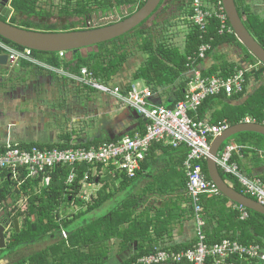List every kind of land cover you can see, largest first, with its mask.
<instances>
[{
    "label": "trees",
    "instance_id": "obj_1",
    "mask_svg": "<svg viewBox=\"0 0 264 264\" xmlns=\"http://www.w3.org/2000/svg\"><path fill=\"white\" fill-rule=\"evenodd\" d=\"M58 1L59 15L66 17H76L80 20L79 24L81 28H76L77 24H68L62 30H58L55 25L46 23H33L30 22V18H39L48 20L52 17L51 11L42 9L38 2L42 0H11L9 3V9L12 10L14 15H21L27 18L24 21H17L15 16L10 18L9 24L22 28L25 30H33L43 33H54V32H68V31H79L85 29H92L87 26L91 21V14L97 12V9L102 8L105 14L112 13L119 10L120 8H130L129 13L123 15L119 21H122L130 17L133 13L143 7L146 0H51ZM162 0L156 12L163 5ZM218 0H210V2H217ZM239 15L243 21L244 26L254 40L264 49V20L253 16L248 10L247 3L250 0H234ZM191 3V2H190ZM167 7L162 10L165 11ZM181 6L179 7V10ZM185 13L186 21L189 25L184 30V45L182 49L178 47H168L158 40H154L153 35L149 33V30L144 29L145 23L149 18L140 24L138 27L133 29L131 32L124 36L114 39L112 41L99 44L93 48H96L95 52L89 53L85 58H82L80 53L74 54V67L73 73L79 74L81 68H87L92 76L99 82L108 84L123 68L126 61L131 57L130 47L131 40H135L134 45L146 55V59L141 63L140 67L132 75L133 82L140 81L145 86L155 92L157 89L165 87H174L176 89L174 93V99L168 107H173L174 104L184 98L185 92V81L183 80L184 74L193 67L198 66L202 59L198 58V51L202 44H209L210 50L207 51L205 57H207L215 48L228 44L235 46L246 53L248 56V63L250 66L257 64L259 61L256 60L249 52L243 47L238 41L234 33L232 34H218L220 28L217 20L212 19L207 23L206 32L202 33L197 27H195L188 17L191 16L190 4ZM183 10V8H182ZM151 16V17H152ZM7 22L5 19H1ZM78 24V25H79ZM229 24V22H228ZM110 25V24H109ZM140 39V40H139ZM0 41L6 43L16 49L23 50V48L10 43L9 41L0 37ZM1 53V51H0ZM33 55L42 61L46 62L48 66L58 69L61 67L63 61L59 59L58 53H38L33 52ZM64 64V63H63ZM71 62H66V70H71ZM20 66L22 68H30L31 64L22 61ZM73 67V68H74ZM241 69L242 67H235ZM234 68L226 66H214L208 69L206 72H202V77L207 78L211 76H222L227 77L233 73ZM249 75L254 76L256 80H261L262 84L260 87L250 95L247 100L240 107L231 108L224 105L222 111L216 113V117L211 123L218 124L226 122L229 127L239 124L247 116L252 118L255 123L264 125V66H261L258 70H251L244 74V88ZM130 85L124 89L126 92L131 87ZM94 91L90 88H85ZM245 93L243 89L242 93L236 94L231 99L241 98L242 94ZM225 94H220L216 97L206 99L201 106L197 109L196 113H191L190 116L197 119H205L203 114L207 110L208 103L213 98H225ZM229 109V110H227ZM145 132V123L140 120L137 129L130 134L143 135ZM63 142L60 144L40 145V144H29L19 145L20 148H27L30 146H37L41 149L47 148H58V149H69L90 146H99L103 141L95 140L85 144L73 145L70 143L69 136L62 137ZM119 137L114 138L117 140ZM235 141L237 145L248 147L254 151L264 153V137L254 133H242L232 137L230 140ZM229 140V141H230ZM228 142V141H227ZM229 143V142H228ZM228 143H225V147ZM3 150L0 146V152ZM162 150L163 155L161 159L165 162L166 157H170L171 167L174 174L181 175V188L185 190L186 178L183 170V162L186 158L188 150L185 146H180L176 149L171 146L160 144H152L146 158L141 163V169L136 172L135 176L128 178L123 174H116L114 178H122L120 190H124L129 185L139 179V177L148 171V168L158 160L156 157V151ZM243 155L247 151H241ZM176 159V160H175ZM175 160V161H174ZM236 157H232V161H235ZM101 167H98L100 170ZM183 170V171H182ZM202 171L207 179H209L206 163L202 165ZM85 172H88V182L90 184H96L98 176H91V172L88 171L87 166H82L78 170V176L76 181L71 187L65 185L66 178L69 174V168L55 167L51 173V182L48 187H42L39 192H35V188L38 186V180H27L19 188H16V183L5 180L7 174L2 175L0 180V205L3 203L13 202L19 200L22 197H28V205L25 213H21L23 216L22 225L20 231L16 237V241L10 245V249L33 243L44 237L54 238L60 237V241L50 245L39 253L29 256L27 259L22 260L15 264H104L108 256V242L112 239H120L124 246L130 244V242L139 241L146 239L148 228L141 225L142 220H139L134 216V209L137 205L143 204L142 198L148 192V185L139 195L130 196L121 211L115 210L110 212L108 215H104L99 218L84 220L89 214L97 210L102 204L111 199L113 196L112 192L107 193V186L103 185L97 192L96 198L92 203H88L84 212H79L76 215H66V206L71 203L77 205H84V202L78 199V194L81 191L80 181L84 178ZM183 173V175L181 174ZM222 179L237 192L243 193L242 188L237 183L233 176L224 174L219 170ZM186 194V193H185ZM214 197V196H213ZM221 199L220 205L232 204L227 198L221 194L214 198H209V202L213 200ZM188 199V198H187ZM207 196L201 197V206L207 205ZM206 201V202H205ZM126 205V206H125ZM12 205H9V207ZM191 208V206H190ZM64 209V210H63ZM13 212V211H12ZM206 214V209L202 210ZM191 213L193 211L191 208ZM231 218L235 220L236 227L241 230L240 237L234 235L214 237L211 233L206 235L207 244L209 246L219 243L224 238L236 239L240 243L249 244H263L264 243V216L258 213H254L248 210L249 218L245 221L239 220V213L237 211H231ZM11 214V213H10ZM142 215L144 214L141 213ZM33 218V221H31ZM61 231H65L67 237L62 239L60 236ZM206 231V229H205ZM14 233H16L14 231ZM207 233V231L205 232ZM191 245L177 246L173 250L181 251L187 250ZM168 249L165 247H160ZM156 248H152L151 251L143 250L136 255L130 257L125 264H137L138 259L148 256L154 252ZM240 264H248V261H239ZM251 263H256L255 261ZM187 264V263H182ZM205 264H211V259H208Z\"/></svg>",
    "mask_w": 264,
    "mask_h": 264
},
{
    "label": "built area",
    "instance_id": "obj_2",
    "mask_svg": "<svg viewBox=\"0 0 264 264\" xmlns=\"http://www.w3.org/2000/svg\"><path fill=\"white\" fill-rule=\"evenodd\" d=\"M145 1V0H144ZM190 22L205 33L209 20L215 19L219 23L218 34H232L233 29L220 0H190ZM209 44H202L198 51V58L204 59ZM0 51L8 57L11 66L19 62L41 65L34 58L33 51L19 50L0 41ZM37 62V63H34ZM264 66L260 62L248 67V70H258ZM194 71L192 68L189 72ZM246 69L235 70L227 77L211 76L203 78L199 72L189 77L183 100L166 107L152 103L153 91L147 86L140 88L132 85L126 92L119 86L99 83L87 68H81L77 75H66L68 80L78 86L93 89L96 92L112 97L121 106L133 109L145 123L143 135L124 134L117 140L103 141L99 146L89 148L69 149H41L37 146L20 148L19 145L5 144L0 152V180L7 174L5 180L16 183L19 188L27 180H38L35 192L42 187H48L51 173L55 167H68L69 174L65 185L71 187L76 181L78 170L87 166L91 176H99L102 168L115 176L123 174L128 178L135 176L141 169V163L146 158L152 144H164L176 149L185 146L188 150L183 162L186 184L185 193L193 211L195 223V242L187 250L156 248L148 256L138 259L137 264H205L211 259V264H240L239 261H255L264 264V243L245 245L236 239L224 238L219 243L209 246L205 233V221L202 216L201 197L204 195L219 196L216 185L207 179L202 171L203 163L210 158L209 151L212 141L229 128L226 122L212 124L204 119L190 116L196 113L201 104L208 98L225 94L230 97L243 92L244 74ZM65 76V75H64ZM245 123H255L253 119H245ZM85 144L76 143L73 145ZM243 146L227 144L222 146L215 158L218 170L233 176L243 190V195L264 206V178H250L244 176L236 162L232 161L234 154H240ZM98 167H101L98 170ZM89 174L85 172L80 181L81 191L88 182ZM80 191V192H81ZM239 213V220L249 218L248 210L240 205L234 207ZM65 236L64 231H61Z\"/></svg>",
    "mask_w": 264,
    "mask_h": 264
},
{
    "label": "crops",
    "instance_id": "obj_3",
    "mask_svg": "<svg viewBox=\"0 0 264 264\" xmlns=\"http://www.w3.org/2000/svg\"><path fill=\"white\" fill-rule=\"evenodd\" d=\"M247 7L253 16L264 20V0H250ZM34 58L44 67H49L51 71H63L65 76L60 80L50 73L38 72L31 79V83H33V87H39L40 97H37L34 88H31V83H28L29 80H27L24 88L25 86L28 88L22 89L24 92L17 89L4 94L0 98V146L5 144L29 145L32 143L40 145L60 144L63 142L62 137L64 136H69L71 144L88 143L95 140L108 141L137 129L142 119L138 117L133 109L121 106L112 97L102 93L97 94L99 92L95 94L96 91L84 87H81V95H76L77 97L70 91L72 85L75 87L76 85L68 80L66 75L70 74L71 71L66 70L64 65L66 62H72L74 55L71 59L67 57V59L59 58L64 64L62 63L58 69L48 66L46 62L35 56ZM224 63L226 66L234 68V70L238 66L246 69L247 73L250 72L248 70L250 65L247 54L235 46L223 44L202 59L198 66L193 67L194 71L189 72L190 69L184 74L185 90L188 79L194 72H199L202 76V72H206L214 66H223ZM20 64L21 62L14 66H17L20 70L24 69ZM3 68V66H0V69ZM141 83L137 81L133 82L132 85H138L140 88L145 87ZM261 84V80H256L254 76L249 75L244 88L245 93L242 94V97L231 99L236 96L233 95L230 97L224 96L225 98L222 99L213 98L203 114L204 120L211 123L216 117V113L222 111L224 105L230 107L231 110L234 107H240ZM111 85L116 86L117 84ZM175 91L174 87L157 89L153 92L152 103L168 107L174 99ZM86 94L93 96L91 100L85 101ZM32 101L35 105L33 111L29 110ZM26 105L29 106L27 109L24 108ZM247 118L252 119L247 116L240 123H245L244 121ZM228 144L237 145L233 139ZM243 151L247 152L244 155L242 152L233 155L236 157L234 162L238 165L241 173L250 178H264V153L254 151L248 147H244ZM162 156H164L163 151L157 150L156 157H158V160L137 181L124 190H120L122 178L115 179L114 176L105 173L107 178L112 179L114 188H117L115 191H109L108 183H102L101 179L103 177L98 176L97 186L106 185L108 187L106 192L113 193L112 198L102 204V206L108 205V209L110 208L109 205L113 206L107 214L103 213V216L115 210L121 211L124 208L123 204L130 196L139 195L148 185V205H145L144 202L133 208L134 216L142 220L141 225L144 229L148 228L147 235H145L148 240H140V244H138L139 241H134L124 246L120 239H112L108 242V256L104 264H113L110 257L118 260L116 264H125L130 257L143 250L151 251L152 248L160 247L174 249L177 246H192L194 244V216L191 213L185 190L181 188V175L174 174V171L169 169L172 165L170 157H166L164 162L161 159ZM183 173L181 172L182 175ZM115 195L119 196H117L119 200L113 201ZM204 196L208 197V202L210 201L209 198H214L209 195ZM220 201L221 199L218 198V200H213L202 206V210L204 207L206 209V214L202 212L207 231L206 235L211 233L216 238L221 236L232 237L234 235L240 237L241 230L236 227V221L232 220L230 213L235 211V205H220ZM115 243L117 244L116 247H114ZM122 257H124V260L120 261ZM248 264L253 263L248 262Z\"/></svg>",
    "mask_w": 264,
    "mask_h": 264
},
{
    "label": "rangeland",
    "instance_id": "obj_4",
    "mask_svg": "<svg viewBox=\"0 0 264 264\" xmlns=\"http://www.w3.org/2000/svg\"><path fill=\"white\" fill-rule=\"evenodd\" d=\"M11 0H9L10 2ZM93 0H89V2H92ZM9 2L8 5L9 6ZM190 4V0H165L163 2V5L161 8L156 12L155 15L152 17H149V20L145 23L144 29L149 30V33L153 35L154 40H158L159 42L163 43L164 45L168 47H178L182 49L184 45V30L189 25V23L186 21L185 13H187V8ZM37 5L42 7V9L46 11H51L53 14L52 17L48 20L39 19V18H30L29 21L33 23H46V24H52L55 25L58 30H62L66 25L68 24H77L76 28H81V25L79 24L80 20L76 17L70 18L63 15H59V2L58 1H51V0H42V2H38ZM181 6V9L179 10V7ZM164 7L166 10L163 11L162 9ZM183 8V10H182ZM130 8H120L117 11H114L112 13L105 14L102 11V8L97 9V12H94L91 14V21L87 24L88 27L93 28H99L103 26H107L109 24H113L119 21V19L123 16L129 13ZM12 14V13H11ZM17 21H24L27 20L24 16L21 15H14ZM79 24V25H78ZM137 39H132L130 44V53L131 57L126 61L123 68L119 71V73L109 82L111 84H117L122 89H126L132 82L131 78L133 73L140 67L141 63L146 59V55H144L135 45L134 42ZM140 40V39H139ZM96 48L90 47L81 49L79 51L82 58H85L89 53L95 52ZM73 53H58L59 58L65 59L66 57L68 59H71L73 57ZM66 58V59H67ZM37 63V62H34ZM71 71L68 75H77L73 73V69H75L74 60L71 62ZM74 67V68H73ZM44 71L46 73H50L53 76L58 77L60 80L64 77L63 71H51L49 67L44 65H33L31 64L30 68H24L20 70L17 66H11L7 65L3 69H0V98L6 94L11 93L12 91H16L17 89H25L28 88L24 85L27 84V80H29L28 83H31V79L34 78L38 72ZM43 73V72H42ZM123 82V83H122ZM133 84V83H132ZM143 83H141L142 85ZM76 85V84H74ZM116 85V86H117ZM132 85H130L131 87ZM143 87V86H142ZM31 88H34V91L36 92L37 97H40L41 91L38 86L33 87V83H31ZM81 86L76 85L73 86L70 89L74 93V95H81ZM24 92V90H22ZM97 92H95L96 94ZM100 94V93H97ZM86 99L85 101L91 100L92 95H85ZM77 97V96H76ZM39 100V99H37ZM39 102V101H38ZM41 102V100H40ZM29 107L28 105L24 106V108L27 109ZM35 105L32 101V104L30 105L29 110H34ZM230 142V141H228ZM226 142V143H228ZM105 173H108L105 168H102L101 172L99 173V176L101 181L107 182L109 185L108 190L109 191H115L117 188H114V185L112 184L113 181L110 178H107ZM104 174L105 176H103ZM119 181V180H118ZM101 183V184H102ZM98 183L92 184V185H86L84 189L78 194V199L82 200L84 202V205L80 206L75 203H71L68 206H66L65 214L66 215H76L77 213L84 212L86 209V206L88 203H92L93 200L97 196V191L101 189L103 186H97ZM91 186V187H90ZM118 196V195H117ZM115 195L114 200H119ZM119 197V196H118ZM89 201V202H88ZM143 203L145 202V205H148V193L145 195V197L142 198ZM16 205L14 207L16 208L14 216L19 222V228L22 225L23 216H21V213H25L27 210L28 205V197H22L19 200L15 201ZM110 208L108 209V205H103L102 207L98 208L97 210L93 211L91 214H89L87 217L84 218V220H91L95 218H99L103 216L104 214H107L110 209H112L111 205H109ZM12 209V208H10ZM64 210V209H63ZM31 221H33V218H31ZM65 236L60 233V236L62 239H65L67 237L66 232L64 231ZM60 241V237H44L42 239H39L33 243H29L26 245H22L16 248H13L10 251L4 252L0 254V264H15L22 260L27 259L29 256L39 253L40 251L44 250L45 248L49 247L50 245L57 243ZM112 246V245H111ZM117 244H114V247H116ZM113 247V248H114ZM113 257V256H112ZM110 260L113 264H116L118 260H115L114 258L110 257ZM124 257L120 258V261H123Z\"/></svg>",
    "mask_w": 264,
    "mask_h": 264
},
{
    "label": "water",
    "instance_id": "obj_5",
    "mask_svg": "<svg viewBox=\"0 0 264 264\" xmlns=\"http://www.w3.org/2000/svg\"><path fill=\"white\" fill-rule=\"evenodd\" d=\"M227 16L228 22L233 29L235 36L243 47L256 60L264 65V49L254 40L247 31L239 15L234 0H220ZM9 0L0 1L1 8ZM162 0H146L141 9L130 17L116 23L93 29L79 31L43 33L33 30H25L4 22L0 19V37L23 49L38 53H73L81 49L95 47L99 44L120 38L131 32L144 21H146L157 10ZM8 57L0 54V66H6ZM242 133H254L264 137V125L258 123H239L233 125L217 136L210 145V158L206 161V168L209 179L216 185L219 193L230 202L240 205L245 209L264 216V206L255 200L237 192L229 186L221 177L215 163V158L222 146L232 137ZM14 227L17 232L18 220H14ZM3 228L0 227V248L4 247Z\"/></svg>",
    "mask_w": 264,
    "mask_h": 264
},
{
    "label": "flooded vegetation",
    "instance_id": "obj_6",
    "mask_svg": "<svg viewBox=\"0 0 264 264\" xmlns=\"http://www.w3.org/2000/svg\"><path fill=\"white\" fill-rule=\"evenodd\" d=\"M7 5L8 3L5 4L1 8L0 19H5L7 22H9L10 18L14 16V13L12 12V10L9 9V6ZM0 54H3V53H0ZM9 205H12V206L9 207ZM14 205H16L15 202H13L12 204H10V202H7V203H3L2 205H0V227L3 228L2 236H3V244H4V247L0 248V254L13 249V248L10 249V245L16 241V237L19 233L16 231L14 224H13L14 220H17L16 217L14 216L15 211H16V208L14 207ZM19 229L20 228H19V222H18V230ZM14 231L16 233H14ZM16 247H19V246H16Z\"/></svg>",
    "mask_w": 264,
    "mask_h": 264
}]
</instances>
